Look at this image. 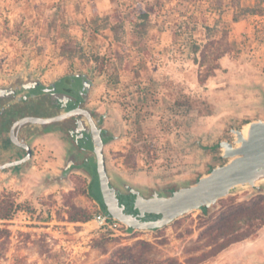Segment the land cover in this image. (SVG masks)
I'll use <instances>...</instances> for the list:
<instances>
[{
    "label": "rangeland",
    "instance_id": "obj_1",
    "mask_svg": "<svg viewBox=\"0 0 264 264\" xmlns=\"http://www.w3.org/2000/svg\"><path fill=\"white\" fill-rule=\"evenodd\" d=\"M114 1L122 8L134 3ZM239 1L253 6L258 0ZM174 2L168 0L153 16L148 57L130 44L128 33L116 41L109 29L98 27L103 21L92 5L102 16L112 10V0H0V79L25 65L55 75L93 71V102L113 134L104 146L109 174L139 187L192 182L208 167L224 162L218 156L220 147L211 146L231 140L232 125L264 119V17L245 15L233 21L227 10L214 24L218 16L208 11L212 29L206 31L199 24L206 1L195 2L185 16L172 9ZM11 29L16 32L9 35ZM68 42L79 49L73 60L62 54ZM195 42L200 43L197 53ZM222 47L231 50L215 59L214 52ZM94 55L111 58L104 71ZM200 74L206 77L203 82ZM38 147V156L21 174L0 171V193L22 206L12 219H0V228L10 231L0 238V264H103L122 247L152 260L184 261L208 253L221 241L212 238V227L230 208L264 200V191L239 188L208 213L195 209L158 229L116 234L92 219L99 206L88 190L83 192L87 174L78 171L64 183L39 185L41 176L58 172L62 159L52 136ZM72 190L79 191L74 202L92 210L90 220L68 221L63 202ZM90 191L99 195L97 187ZM200 264H264V225L254 237L232 243Z\"/></svg>",
    "mask_w": 264,
    "mask_h": 264
},
{
    "label": "flooded vegetation",
    "instance_id": "obj_2",
    "mask_svg": "<svg viewBox=\"0 0 264 264\" xmlns=\"http://www.w3.org/2000/svg\"><path fill=\"white\" fill-rule=\"evenodd\" d=\"M95 84L93 71L55 75L45 68L26 65L0 79V171L21 174L37 157V142L50 135L60 144L62 165L57 173L41 176L39 185L66 180L78 171L88 175V171L89 182L99 190L89 118L102 128L104 146L113 134L93 102L91 89ZM67 159L72 163L65 168ZM125 183L110 175V184L124 212L134 214L137 191L145 198L152 187ZM174 188L166 186L165 190L170 193ZM159 216L146 213L142 219Z\"/></svg>",
    "mask_w": 264,
    "mask_h": 264
},
{
    "label": "trees",
    "instance_id": "obj_3",
    "mask_svg": "<svg viewBox=\"0 0 264 264\" xmlns=\"http://www.w3.org/2000/svg\"><path fill=\"white\" fill-rule=\"evenodd\" d=\"M113 1L112 10L102 16H99L96 5L93 4L92 8L96 18L101 19L103 22L100 24V28L109 29L113 38L116 41H121L125 34L130 36V44L135 47V49L148 57L151 56L149 52V46L147 42L148 35L152 26L153 16H157L163 11L165 4L168 0H134L132 5H127L124 8L120 6L116 1ZM200 0H175L172 9L180 16H185L188 12L190 6L195 2ZM207 2V8L202 12L199 24L204 28V30H211L212 24H208L207 12H213L217 14L218 18L213 19L215 24L219 21L222 12L231 10L232 20L238 21L241 17L245 15H264V0H258L253 6H242L239 0H203ZM129 25V31H127L126 26ZM195 27L196 24H193ZM97 32L98 28H94ZM16 30H9L8 34L12 35ZM178 34L177 30L172 32V36L175 37ZM222 34L227 35V30L223 29ZM62 54L65 58L73 60L79 49L77 46L68 42L63 46ZM200 50V43L193 44V52L197 53ZM231 49L229 47H222L214 52L215 59H219L223 54L229 52ZM91 58L96 62L101 71H104L108 64L107 60L111 58L105 55H94ZM196 59V58H195ZM200 82H203L206 77L200 74L198 76ZM212 149L219 148V141L211 146ZM220 157V155L218 154ZM133 159V158H132ZM213 166V165H212ZM211 166V167H212ZM208 167L207 170H210ZM88 175L89 172L87 171ZM196 177L195 179H197ZM88 190L86 194L90 196L98 204L97 210L105 211V206L102 202L101 195L92 194L90 189L93 188L92 183L82 187ZM77 189V188H76ZM79 191L72 190L69 192L68 197L64 199V206L66 207L67 219L72 222H86L92 217V210L82 207L74 202ZM22 206L17 203L14 198L9 194L0 193V219L8 220L12 219L17 211L21 210ZM96 210V211H97ZM204 213H208L209 208L203 207L201 209ZM264 225V200H259L254 202L251 206L246 207L243 204H237L235 207L230 208L226 213H224L217 223L212 227V238H220V242H214V249L208 253L202 252L198 256H189L184 261H180L175 257H166L161 260H152L143 256L140 252L135 253L132 248L122 247L116 249L110 258L106 260L103 264H200L206 261L209 257L214 256L221 250L225 249L232 243L242 241L246 238H252L255 236L257 230ZM132 229V228H129ZM10 231L8 228H0V238L3 236H9ZM138 244L145 248L146 243L140 241Z\"/></svg>",
    "mask_w": 264,
    "mask_h": 264
},
{
    "label": "water",
    "instance_id": "obj_4",
    "mask_svg": "<svg viewBox=\"0 0 264 264\" xmlns=\"http://www.w3.org/2000/svg\"><path fill=\"white\" fill-rule=\"evenodd\" d=\"M39 121V120H32ZM90 137L95 153L96 173L105 211L129 228L135 230L158 229L174 219L203 207L211 208L217 201L239 188L264 191V119L256 117L242 127L232 125V139L219 141L220 156L224 162L216 164L194 181H178L167 193L164 186L152 187L148 197L139 191L134 198V214L126 213L120 205L115 187L107 172L101 127L91 118ZM72 161H66L65 168ZM126 185V179L120 178ZM62 183L65 180H61ZM146 213L160 214L155 219H142Z\"/></svg>",
    "mask_w": 264,
    "mask_h": 264
},
{
    "label": "built area",
    "instance_id": "obj_5",
    "mask_svg": "<svg viewBox=\"0 0 264 264\" xmlns=\"http://www.w3.org/2000/svg\"><path fill=\"white\" fill-rule=\"evenodd\" d=\"M93 221L97 224V226L105 231H113L116 234L126 235L131 231H135V229H129V227L119 221L118 219L111 216L106 211L97 210L93 214Z\"/></svg>",
    "mask_w": 264,
    "mask_h": 264
},
{
    "label": "crops",
    "instance_id": "obj_6",
    "mask_svg": "<svg viewBox=\"0 0 264 264\" xmlns=\"http://www.w3.org/2000/svg\"><path fill=\"white\" fill-rule=\"evenodd\" d=\"M260 16H262V17H264V15H260ZM50 136V135H49ZM48 136H46L45 138H47ZM44 138V139H45ZM43 140V139H42ZM41 140H39L38 142H40ZM38 142H37V147H38ZM39 148V147H38ZM38 156V155H37Z\"/></svg>",
    "mask_w": 264,
    "mask_h": 264
}]
</instances>
